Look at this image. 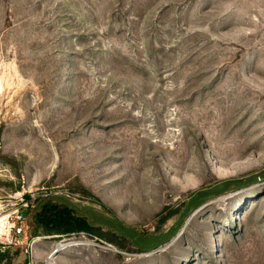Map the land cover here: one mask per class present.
<instances>
[{"label": "rangeland", "instance_id": "1", "mask_svg": "<svg viewBox=\"0 0 264 264\" xmlns=\"http://www.w3.org/2000/svg\"><path fill=\"white\" fill-rule=\"evenodd\" d=\"M233 179L149 251L25 214L64 194L151 242ZM0 244L6 264H264V0H0Z\"/></svg>", "mask_w": 264, "mask_h": 264}, {"label": "trees", "instance_id": "2", "mask_svg": "<svg viewBox=\"0 0 264 264\" xmlns=\"http://www.w3.org/2000/svg\"><path fill=\"white\" fill-rule=\"evenodd\" d=\"M241 184V181L236 179L218 181L209 187L189 194L185 204L190 195L195 194L196 196L186 206L187 210L182 212L180 221L169 232L160 235L156 241L151 242L140 240L134 229L124 225L115 217L106 216L105 213L98 211L92 206H83L64 194L38 197L35 201L28 204L25 214L34 212L36 223L44 228L45 233L48 234L69 235L87 232L93 235L96 227L102 228L104 226V228L115 233L118 237L130 240L139 250L149 251L167 242L177 232L182 221L191 210L219 193L230 189L232 186L238 187ZM26 200L30 201V197L26 196ZM12 249H14L12 244H0V264H6L9 261ZM28 262L29 257L25 259L23 264H28Z\"/></svg>", "mask_w": 264, "mask_h": 264}, {"label": "built area", "instance_id": "3", "mask_svg": "<svg viewBox=\"0 0 264 264\" xmlns=\"http://www.w3.org/2000/svg\"><path fill=\"white\" fill-rule=\"evenodd\" d=\"M18 231H22V228H18Z\"/></svg>", "mask_w": 264, "mask_h": 264}]
</instances>
